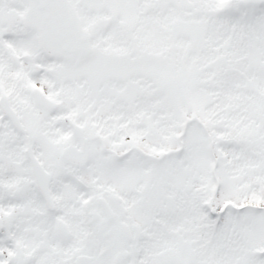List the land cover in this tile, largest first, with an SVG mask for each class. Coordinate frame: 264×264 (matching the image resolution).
Returning a JSON list of instances; mask_svg holds the SVG:
<instances>
[{
	"label": "snow or ice",
	"instance_id": "6c2138e0",
	"mask_svg": "<svg viewBox=\"0 0 264 264\" xmlns=\"http://www.w3.org/2000/svg\"><path fill=\"white\" fill-rule=\"evenodd\" d=\"M0 264H264V0H0Z\"/></svg>",
	"mask_w": 264,
	"mask_h": 264
}]
</instances>
